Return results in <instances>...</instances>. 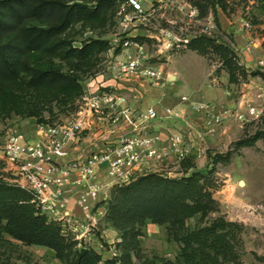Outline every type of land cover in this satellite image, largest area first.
I'll return each mask as SVG.
<instances>
[{
  "label": "rangeland",
  "instance_id": "374dc122",
  "mask_svg": "<svg viewBox=\"0 0 264 264\" xmlns=\"http://www.w3.org/2000/svg\"><path fill=\"white\" fill-rule=\"evenodd\" d=\"M74 1L89 4L94 2V0ZM216 1L208 0L209 5L202 14L199 10L201 24L192 26L190 30L200 32L204 25L211 22L213 26L210 33L205 35L213 38L217 43L227 45L237 54L241 46L247 44L249 38L236 41L234 35L237 33V28L241 26L242 20L248 19L253 25L250 31L252 38L257 39L259 41L257 44L261 43L260 47L264 50V41L261 42L263 30L259 26L264 21V0H224L225 7H222ZM145 4L150 5L147 2ZM154 4L159 5L158 2H154ZM129 12L130 8L125 0H116L113 6L102 11L97 17L74 21L66 33L60 36L63 39L70 40L73 45H80L81 41H89V39L107 41L106 48L100 52H94L84 59H79L67 56L64 50L59 52L40 51L27 54L24 59L34 67H52L65 73H74L81 79L83 89H85L86 80L89 77H87L88 73L91 72V76L94 77L99 71H104L109 62L114 61L117 55L116 47H112L110 43L122 33L120 22L123 16ZM151 20L152 23L148 25L141 23L137 31L131 30V32L144 33L143 30L145 29L156 32L157 26L169 27L174 25L177 28L185 26L181 17L174 12H163L161 10ZM168 20H174L176 23L171 24ZM30 22L47 24L43 20H32ZM149 46L151 48L152 58L150 62L152 64L159 66L163 71L165 64H168V68L178 72L176 81L178 96L186 95L193 100H206L212 92H222L221 90H223L226 93L234 94L240 99H245V109L243 107L240 110L244 115L241 120L239 118H237L238 121L225 122V120L211 132L216 134L223 131L222 135L216 138V142L203 134L202 149L200 152L195 150L193 156H191L190 163H192V167L184 166L182 161L174 158L169 164L164 163L163 166L158 164L155 169L156 172L169 177H180L191 171H198L206 175L213 184L211 192L213 199L217 202V210L210 212L206 218H201L200 214H197L187 219L186 225L189 229H195L208 224L218 216H222L228 221L240 223L242 228L237 233L239 242L235 247L236 260L220 258V261H223L222 264H264V80L260 77H248L237 84L229 83L228 71L222 64L220 57L214 52L205 55L209 66L202 57L195 53L181 54L186 49L179 52H170L166 54L165 58L156 54L154 45L150 44ZM246 68L249 70L261 69L257 65ZM152 87H154V93H146L144 96L145 105L155 104L154 101L161 96L164 90L163 87ZM72 88L74 86L70 87L71 91ZM15 93L25 104L35 105L43 117L48 118L54 115V123L71 118L76 112L75 108L78 109V106L83 103V96L86 94L84 91L81 98L74 99L75 93L73 91L71 95L58 92L55 100L42 102L43 95L40 96L38 92L31 89H17ZM120 93L125 96L128 105L137 108L136 91L124 90ZM48 96L50 97L51 94ZM128 99L133 100V104L128 102ZM210 99L214 103L218 101L216 94H213ZM178 102V105H184L182 100ZM156 104L159 108L167 107L162 103ZM173 105L175 103L169 104L170 107ZM249 106L260 107L262 114L259 117L249 115ZM173 108L175 107L173 106ZM229 108L233 109L232 107ZM233 112V117H237L236 112ZM176 123L178 122L176 121ZM15 124L30 131L33 130L35 120L17 117L12 112L9 115L6 112L0 113L1 140ZM200 126L202 127V125ZM223 127L225 128L221 129ZM172 129L173 132H183L182 129L185 128L181 123H178ZM256 133H258L259 138L253 144L240 147L236 145L238 140L252 138ZM83 136H87V134L84 133ZM197 139V136L193 137L195 143ZM197 142H199V139ZM219 156L220 158L217 160ZM5 168L6 164L0 158V177L2 178L9 177V173L6 172ZM242 182L244 183L242 184ZM94 221L95 226H90L87 232L80 231L81 234L84 233L82 237L79 231L67 228V232L79 242L94 248L104 259L118 256L120 250L115 246L120 240L118 232L106 223L99 222L97 218ZM139 242L138 255L132 256V262L127 264H163L165 260L180 264L177 260L180 244L168 237L166 224L146 222L142 227ZM0 264L63 263L55 256L53 250L35 245L28 246L6 236L5 242L0 243Z\"/></svg>",
  "mask_w": 264,
  "mask_h": 264
},
{
  "label": "trees",
  "instance_id": "16d2710c",
  "mask_svg": "<svg viewBox=\"0 0 264 264\" xmlns=\"http://www.w3.org/2000/svg\"><path fill=\"white\" fill-rule=\"evenodd\" d=\"M189 1L201 14L209 5L208 0ZM115 2L94 0L89 4L74 0H0V113L9 115L12 112L17 117L34 119L37 123L55 122L54 115L43 117L35 105H27L19 99L15 91L22 88L43 95L42 102L55 100L58 92L71 95L73 91L74 99L81 98L84 89L76 74L52 67H34L24 57L40 51L64 50L67 56L84 59L102 51L107 41L89 39L81 41L80 45H73L60 36L74 21L97 17ZM216 2L225 7L224 0ZM32 20H43L47 24L31 23ZM135 38L146 40L142 36ZM186 49L202 56L216 53L228 71L229 83L237 84L248 77L264 80L263 70L247 69L239 63L232 49L205 34L193 38ZM119 50L117 48L116 53ZM91 74L88 73L87 77ZM258 138L256 133L252 138L238 140L236 145L248 146ZM191 160L188 157L182 163L192 167ZM212 187L209 178L198 171L180 177L147 172L127 183L113 185L108 198L101 203L105 212L99 222L118 232L120 240L115 246L120 254L104 259L94 248L64 234L59 222L41 214L28 191L0 177V243L9 236L28 246L45 247L53 250L63 264H127L132 262V256L138 255L142 227L150 221L167 225L168 237L180 244L177 258L180 264H222L220 258L234 261L237 258L235 247L239 242L237 233L242 228L240 223L218 216L195 229L186 225L187 219L197 214L206 218L210 212L217 210ZM163 264L174 262L165 260Z\"/></svg>",
  "mask_w": 264,
  "mask_h": 264
},
{
  "label": "built area",
  "instance_id": "2783aa9c",
  "mask_svg": "<svg viewBox=\"0 0 264 264\" xmlns=\"http://www.w3.org/2000/svg\"><path fill=\"white\" fill-rule=\"evenodd\" d=\"M126 4L130 12L120 22L122 33L110 43L120 50L104 71L88 77L83 103L74 115L53 124L35 121L30 131L15 124L0 139V158L9 173L4 179L28 191L38 211L59 222L64 234H68L67 228L87 232L90 226H95V218L99 221L104 214H101V208H104L101 203L108 198L113 185L127 183L150 171L156 172L155 166L168 158L183 161L193 156L195 150L200 152L202 149L203 134L213 132L227 118L234 116V110L228 107L182 96L185 107L202 117V127L195 131L183 120V132H162L153 127L154 122L184 119L185 112L155 105L138 111L128 105L120 92H137V79L155 87H164L169 81L165 72L150 62V44L154 45L157 55L165 57L170 52L186 49L193 38L210 33L213 25L211 22L204 25L200 32L190 30L201 21L199 9L189 0H127ZM161 10L179 15L186 27L157 26L156 32L149 29L143 30L144 33L131 32L137 31L141 23H152L151 19ZM241 27L249 35L246 48L260 47L261 43L257 44L259 41L250 34L252 23L243 19ZM260 27L263 42L264 21ZM137 36L146 40L139 41ZM257 66L264 70V57L258 59ZM248 114L259 117L262 109L249 106ZM236 116L240 120L243 118L242 114ZM94 128L101 131L100 147L86 156L69 158L84 133ZM194 136L199 142L197 139L195 143ZM71 201L82 211V216L75 214L69 206ZM80 236L84 233L80 232Z\"/></svg>",
  "mask_w": 264,
  "mask_h": 264
},
{
  "label": "crops",
  "instance_id": "0c3cea01",
  "mask_svg": "<svg viewBox=\"0 0 264 264\" xmlns=\"http://www.w3.org/2000/svg\"><path fill=\"white\" fill-rule=\"evenodd\" d=\"M261 25H262V23L259 24V26H261ZM248 36H249L248 32L246 30L242 29V27L240 26L237 28V33L234 35V39L236 41H238L239 39H245ZM260 48H253L252 50H248L246 48V45H242L241 48L237 52L239 63L244 65L245 67L256 66L258 59L264 57V50L262 48L261 49ZM188 52H192V53L199 55L208 63L207 58L205 56L198 54L196 51L186 49L181 54H186ZM167 65L168 64H165L164 72L167 75L170 82L163 87L164 90L162 91L161 96L159 98H157V100L154 101L155 104L145 105V103H144L145 94L146 93L152 94V92L154 91L153 90L154 87H152V85H150L147 81H141V80L137 79V110L138 111H144L145 109H147L150 106L158 105L156 103H162V105H164V106H169V104L175 103V105H173V106L176 109L185 112L184 119H181V120L180 119L158 120V121L153 123V127L158 129L159 131H162V132L173 131L172 127L177 126L178 123H181L182 126L185 128V122L183 121V120H185L196 131L200 128V125L202 124V121H203L202 117L198 116L197 114L192 112L190 109H187L185 107V105H183V104L178 105L177 104V103H179L178 101L181 102V97L186 96V95H180V96L177 95V93H176V81L178 78V72L174 69L168 68ZM208 65H209V63H208ZM210 73H211V69H210ZM244 85H249V84H244ZM166 88H169V89H166ZM221 91L222 92H219V91L212 92V94H211V96L213 94L217 95L218 101L216 103L222 107H228V108L232 107L233 110L236 112V115L242 114L240 110H242L243 107L245 109V106H246L245 99H243V98L240 99V98L236 97L234 94L226 93L223 90H221ZM211 96H209L208 99H206V100L205 99H195V101L210 102V101H212L210 99ZM128 102H131V104H133L132 103L133 100L128 99ZM232 117L227 118L225 122H231V120L238 121L237 117H233V118ZM176 121L178 123H176ZM240 122H238V123H240ZM224 128L225 127L221 128V129H224ZM183 130L184 129H182V131ZM222 132L219 131L216 134L209 133V134H207V137L210 138V140H212L213 142H216V138H219L220 135H222ZM85 133L87 134V136H83V138L76 144V146L73 147L69 158L86 156L92 150H95L97 147H100V145L102 143L101 139L99 138V135L101 133L100 130L94 128L91 132H85ZM172 159H174V158H168L165 161L160 162L159 165L163 166L164 163L169 164V162ZM66 160H67V158L62 159L63 162H66ZM69 206L74 209L75 214L82 216V211L77 206L74 205L73 201L70 202ZM104 211H105V209L102 207L101 208V214H103Z\"/></svg>",
  "mask_w": 264,
  "mask_h": 264
},
{
  "label": "bare ground",
  "instance_id": "6f19581e",
  "mask_svg": "<svg viewBox=\"0 0 264 264\" xmlns=\"http://www.w3.org/2000/svg\"><path fill=\"white\" fill-rule=\"evenodd\" d=\"M244 182H242V184H243Z\"/></svg>",
  "mask_w": 264,
  "mask_h": 264
}]
</instances>
